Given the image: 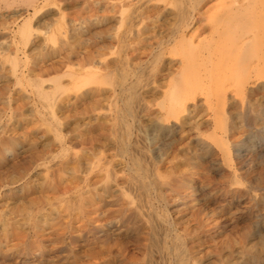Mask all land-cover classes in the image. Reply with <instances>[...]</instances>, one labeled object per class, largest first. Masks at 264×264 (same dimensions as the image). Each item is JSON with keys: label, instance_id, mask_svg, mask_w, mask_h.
Masks as SVG:
<instances>
[{"label": "bare ground", "instance_id": "6f19581e", "mask_svg": "<svg viewBox=\"0 0 264 264\" xmlns=\"http://www.w3.org/2000/svg\"><path fill=\"white\" fill-rule=\"evenodd\" d=\"M38 1L12 0V3L10 1L7 4V8L10 10L17 2H23L32 7V10H38ZM162 1L51 0L53 7L57 9L53 20H136V22L150 20L149 5ZM207 1L191 0V6L194 8L192 11L184 10L185 12L183 11L181 14L178 12L177 14L173 12L167 14L169 20L176 21L168 24L169 32L166 35L160 33L142 39L143 29L139 27L140 29L136 31L135 28L138 25L134 23L135 21L134 24L130 21L120 22V28L125 25L130 27L129 31L122 34L121 37L123 44L125 39L128 40L121 48V52H126L124 56L121 53L115 56L113 53L114 57L107 59L108 54L103 53L100 56L102 57L101 62H98L97 66L89 58L76 53L78 61L74 66L77 69L69 68V72L65 75L70 78L68 84L76 86L84 80L90 82L92 79L94 80L93 85H95V88L88 89L84 94L94 95L93 103L90 102L88 106L89 102H85L87 107L81 111L71 104L67 96L65 97L66 86L61 78L51 77L52 74L49 73L50 71L56 74L61 72L59 70L65 68L66 61L73 59L72 56L75 53L66 49L68 45L65 42L60 40L61 44H65L61 46L65 48L66 56L62 55L58 58L59 60L39 66L37 69L31 68L20 72L22 67L19 66L16 57L9 62L11 67L7 68V72L12 75L14 81L11 83L8 78L0 85V100L14 88L16 93L18 90L26 92L29 103L18 104L13 108L11 100H7L0 108L1 116L11 114L15 124L11 134L7 137H4L3 134H7L5 130L8 125L0 126V130L4 131V133L0 132V164L5 166V173H9V177L5 181V185L9 189L4 193L5 197L15 194L20 202V205L18 203L19 206L13 210L12 218L5 217L0 221V233L3 236L0 235V245H5V243L7 245L23 239H33L35 243L42 245L64 243L67 234L65 228L83 224L92 225L94 235L97 236L101 233L103 244L107 245L114 233L112 234L108 230L104 231L103 227L96 225L98 211L94 208L103 205L105 208L111 209L121 204V211L126 213L130 211L134 218H138L135 224H140L132 239L137 244L134 249L136 251L131 256L133 259L136 258L135 253L138 251L143 255L144 264H210L207 262L211 248L210 243L219 237L227 226L235 225L234 228L238 226L237 222L240 219L236 217L234 211L236 213L241 202L245 201L244 194H248L249 191L243 193L241 188V190L235 188L232 183L230 188H224L222 194L216 197L211 191L199 194L197 188L194 187L191 193L186 192L194 175L207 179L209 172L218 165L213 162L217 151H220L223 158L228 160L229 173L235 179L241 177L244 172L246 174L248 170H245L247 169L246 162L245 159L242 160L244 156L241 151L244 150V144L240 142L229 144L231 133H224L223 141L217 143L218 149L211 143L202 141L199 144L201 145V154L196 160L197 162L193 164L192 170L188 171L182 169L180 162L175 163L178 159V150L175 151L174 148L179 144V141H184L183 126L187 123L188 116L196 113L198 97L206 83L221 85L220 89L211 95L213 101L221 104L225 103L224 101L228 98L230 102H233L229 89L241 85L245 91L247 85L242 82L246 81L247 72L252 71L250 74L252 77L254 74H260L263 70L260 73L257 72L259 69L255 64L259 56L253 55L254 43L260 36L254 29V26L259 23L253 22L259 17L255 15L254 20H245L244 17L246 16L245 6L253 0H233L230 6L233 8L231 10H236L235 13L233 12L234 14L225 13L223 16L219 14L221 20H217L213 25H204L198 19L207 16L211 10L206 9L210 7ZM179 6L178 4L177 7ZM199 6H203V8L198 11ZM153 9L160 11L163 7L155 6ZM19 13L13 17L10 16L9 20L13 18L19 20L23 15ZM257 21L260 20L255 22ZM259 27L261 32L259 40L264 41V22ZM74 30L76 29L74 28ZM20 32L22 36H26L27 23L20 28ZM204 34H209L210 38L204 39L206 42L204 41L203 47L198 49L195 45L196 40L201 39ZM102 35L100 36L102 37ZM158 38L160 41L156 42ZM143 42H147L149 49L156 46L155 50L158 49L159 53L152 66L162 64L161 69L152 67L148 74H144L141 68L135 66L134 62L137 59L135 53L140 51ZM201 42L198 43L201 44ZM10 44L7 45L8 48H10ZM180 44H186L196 52V56L193 57V53L191 56L187 54L185 61L181 62L182 68L173 70L175 61L165 58V51L169 46L175 48ZM116 47L112 46L113 49ZM258 47L260 48V46ZM232 56L234 58L231 59ZM258 60L260 64L264 61L262 56ZM223 62L234 64L232 69L226 66L231 69L230 72L226 68L223 71L216 69ZM5 69L6 67L2 66V73ZM46 73L50 75L46 76ZM47 83L51 85H46ZM263 89L264 85L258 84L250 92ZM158 101L160 103H157ZM27 105H30L28 106L30 118L24 114V107ZM108 111L110 114L106 115L105 112ZM73 120H75V124L78 123L77 127L83 125L89 131L99 129V145L95 146L92 143L94 138L88 137V134L75 136L77 131L72 132L75 130L71 126ZM173 121L177 123V130L173 129V126H168ZM204 125L207 126V123ZM38 126L44 128L37 130ZM70 126L71 130L65 132V128ZM223 126H226L225 123ZM238 128L240 129V127ZM263 136L261 134L260 138L262 139ZM209 139L216 142L210 137ZM196 147L199 148L198 145ZM79 150L80 152H78ZM232 152L236 155L233 156ZM234 159L239 160L238 165L234 163ZM200 162H203L204 165L198 171ZM14 168H17L18 177L12 176L10 173V170ZM191 171L194 172L191 173ZM119 173L128 174V181L124 180L127 181L126 184L120 183ZM258 180H261L260 177ZM21 182L24 183L15 187ZM100 185L101 188H99ZM115 189H120L121 198L119 196L116 200H112ZM250 201L252 202V200ZM247 207L249 208V206ZM228 208L230 209L228 210ZM251 221L255 232L257 227L264 224V217L261 219L257 216ZM104 225L113 227L111 220ZM25 228L28 229L27 233L23 231ZM246 228L248 227L246 226ZM52 235L56 238L53 239ZM222 244L224 245V243ZM46 250L43 246L38 247L34 250L35 257L39 256L44 259ZM106 250L111 256L112 250ZM92 254L100 256L101 252L92 251ZM5 255L7 256V254ZM247 255L246 259L236 264H264V234L259 236L258 244L250 249Z\"/></svg>", "mask_w": 264, "mask_h": 264}, {"label": "rangeland", "instance_id": "374dc122", "mask_svg": "<svg viewBox=\"0 0 264 264\" xmlns=\"http://www.w3.org/2000/svg\"><path fill=\"white\" fill-rule=\"evenodd\" d=\"M7 1L0 0V3H2V4H0V8H1L0 9V85L3 82H5V80L8 78L10 79L11 83L14 81V78L12 77V75L8 74L7 68L9 69L11 67L9 62L14 60L15 57L17 58L19 66L22 67L20 72L22 70L27 71L31 68L37 69V68H39V66H42L45 64H50L54 61L59 60L58 58L62 55L66 56L67 55L65 52L66 50L61 45L67 44L68 47L66 49H69V51L75 53L73 56L71 55L73 57V59L66 61L65 68H60V70H59L61 72H58L56 74V73L50 71L49 73L52 74L51 77H54V78L60 77L61 78V81H63L64 85L66 86L64 89L66 91L65 97L67 96V99H69L71 101V104H73L75 108L77 107L76 109L77 110L79 109V111H81L83 108L87 107V105L89 106L90 102L93 103L92 99H94L95 96L94 95L87 96L84 94L86 93V91L88 89L95 88V85H93L94 80H92V79H90V82L84 80L76 86H71L68 84V82H70V78L65 76V75H67V73L69 72V68L71 70L77 69V67L74 66V64L77 65V61H78L76 59L77 58L76 53L81 54V56H84L86 58H89V60H92L93 62H95L96 65L98 62H101L102 57H100V56L103 53L108 54L107 59L114 57V56H112L113 53L115 54V56H117L119 53H121L124 56L126 54V52L125 53L121 52L122 51L121 48H123L125 46V44H126V42H128V40L125 39L126 41L123 44V42H121V37L123 36L122 34H125L127 31H129L130 27L128 25H125L124 27L120 28V22L126 23V22L130 21L132 24L136 23L138 26L135 28V30L138 31L140 28L143 29L142 32L144 35H143L142 39H144V38L148 37L149 35L155 36V35L160 34V33H163L164 35H166L169 32V25L171 24L170 22L174 23V21H176V20H169V17L167 14H170L171 12L176 13V14L178 12V14L179 13L181 14L184 10L185 11L187 10L188 12H190L194 9L191 6L192 5L190 3L191 0H176V1H174V0H163L162 2H154L153 4L149 5L150 9L148 12V16H149L150 20H138L137 22H136V20H134L135 22L133 20H82V21L81 20H53V17L55 15V13L57 12V9L55 7H53L51 0H39L38 4H37V6H39L38 10H35V9L32 10L33 9L32 7H29L27 3H23V2L22 3L17 2L9 10L7 8V4L10 3V1L12 3V0H9L8 2ZM172 1H174V2L172 3ZM207 2H208V5L210 7L206 8V9L207 10L211 9V10H209V13L207 15L208 18H205V17H207V16H205V17L198 19L199 22L200 21L203 22L204 25L205 24L206 25L207 24L213 25L215 22H217V20H221V16H223L225 13H228L230 15V13L234 14L235 13L234 11H236V10H231L232 6H230V5L232 4L233 0H219V1L218 0H208ZM256 2H259V3H256ZM177 3L180 5L179 6L180 9H179V7H177V5H178ZM250 3H247L248 6L250 5L249 7L247 5L245 6V15L246 16H244V17H245V20H254L255 15H257L259 17V18L257 17L258 19H256V20H260V21L255 22L256 20H254L253 23H259L258 25L256 24L257 26L255 25L257 29L255 28V26H254V29H255V32L260 34L259 39H261V32H260L259 26L263 25V22H264V0H259V1L253 0ZM4 4H6V5H4ZM253 4H254V6H253ZM225 5H227L228 7ZM155 6L163 7V9L160 11L159 10L155 11L153 9V7H155ZM198 8H199L198 11L202 10L203 6H199ZM229 9H230V12H228ZM246 11H247V13H246ZM17 13L23 14L19 20H15L14 18L9 20L10 16L13 17ZM198 20H196V21H198ZM25 23H27V25H28V32L25 34L26 36L24 37V36H22V34L20 32V28ZM70 23H72V24H70ZM165 25H168V26H165ZM74 28L76 30H74ZM101 31H102V33H101ZM118 31L121 32V35H120V32H118ZM123 31H125V32H123ZM100 35H102V37ZM116 36H118V37H116ZM66 37H68V38H66ZM54 38H55V40H54ZM209 38H210L209 34H204V36L201 37L202 40L201 39L196 40L195 45H197L198 49H201L203 47V45H202L203 42L206 39L208 40ZM48 39H49V41H48ZM259 39L254 43L255 49L253 51V55L259 56L258 59L262 56V58L264 60V49H263L264 48V41L259 40ZM13 40H15V41H13ZM60 40H62L61 42H65V44H61ZM8 41H9V43H8ZM12 41L15 43L13 44ZM118 41H119V43H118ZM158 41H160L159 38L156 40V42H158ZM199 41H202L201 44L198 43ZM4 42H5V44H4ZM116 42H117V44H116ZM6 43H8V44H6ZM9 44L11 45L10 48H8ZM57 44H58V46H57ZM112 46H114V47L117 46V47L115 49H113ZM141 46H142V49H141ZM141 46L139 49L140 51L135 53L136 58H137L136 61L134 62L135 66L141 68L144 74H148V71L151 70L152 67L157 68V69H161L162 64H159L160 66L159 65H157L155 67L152 66V63L154 62L156 55L159 53L158 49L155 50L156 46H154L153 49H149V45L147 44V42H143L141 44ZM258 46H260V48ZM11 47H13V48H11ZM11 49L15 50V51H12ZM57 50L59 51V53ZM3 51H5L7 53L5 54V52H3ZM78 52H80V53H78ZM64 53H65V55H64ZM165 53H166L165 58H167V59L170 58V59H173L175 61V64L173 65V70H180L182 68L181 67V66H183L182 63L185 61V57L187 56V54L189 56H191L193 53V57L196 56V52L192 51L190 49V47L186 46V44H180L179 46H176L175 48L173 46H169V48L165 51ZM28 54H29V56H28ZM154 54H155V56H154ZM12 56H13V58H12ZM91 56H93V57H91ZM234 56H232L231 59L234 58ZM34 58H35V60H34ZM258 59H256L257 63L255 64V66L259 69L257 71L258 73H260L263 70L260 73L262 75L254 74L251 77L250 74H252V71H248L246 74V81L242 82V84L245 83V85H247V88L245 91L242 89L241 85L240 86L238 85L236 88L231 87L232 89L231 88L229 89V94L231 93L232 98H233V102H230L228 100V98L227 99L225 98L226 99V101H224L225 103H221V104H218L216 101H213V99H212L213 97L211 95L215 94L220 89L221 85L220 84H212L210 82L206 83V86L203 87V89L201 90V93L198 97V104H197L198 109H197L196 113H193L192 115L188 116V120L186 121L187 123L183 126V130L185 131L184 141L183 142L179 141V144H177L175 146V148L173 147L175 151L178 150V152H177L178 159H177V161H175V163L180 162L182 165V169L184 171H188L189 169L192 170L193 164L195 162H197L196 160H198V158L201 154V145H199V144L202 141H207V142L211 143V145H213V147H216L218 149L217 143H219L220 141H223L222 137H223L224 133H228V134L231 133L230 134L231 137L229 139L230 143L228 142L229 144L233 145V144L239 143V142L244 144V147H243L244 150H241V151H242V156L245 157V158L244 157L242 158V160L245 159L244 161L246 162V168L247 169H245V170L246 171L248 170L246 172V174L244 172L241 177L235 179L229 173L230 170L228 167V165H229L228 160H225L223 158V156L221 155V153H219L220 151H217L218 153H216L215 156L213 157V162L216 165L217 164L218 165L216 167H214L211 172H209L208 176L206 177L207 179H204L203 177L198 176V175H194L193 181L188 185L189 189L186 192V193H191V190L194 187V188H197L199 194L201 192L203 193V192H210L211 191V192H213V194L216 197V196H220L222 194L221 192L223 191L224 188H230L232 183L234 184L233 186L235 188H238L239 190L242 189L243 193L246 192L247 190L249 191L248 194H246V193H245L246 195L244 194L245 201L241 202L240 207H238L236 209V213L234 211V214L236 215V217L240 219V221L237 222L238 226L236 225L237 226L236 228H234L235 225L234 226H227L224 229V232H223L224 235L222 233L219 237H216V239H215L216 241L213 240L210 243V247L213 249V250L211 248L209 249L210 254L208 256L207 262L210 264H224V263L225 264H236L239 261L246 259L248 256L247 255L248 251L258 244L259 236L264 234V224H261L259 227H257L255 232L253 231V227L251 226L252 225L251 220L254 219V217L258 216L261 219L264 217V181H263L264 180V140H263L264 136L262 139L260 138L261 134L264 135L263 134L264 133V120H263V118H264V110H263L264 109V102H263L264 101V89L263 90H256L253 93L250 92L251 89L256 88V85H258V84L264 85V61H262L260 64V61ZM20 60H21V62H20ZM258 61H259V63H258ZM25 64H27V65H25ZM233 65H232V63L226 64L223 62L220 66H217L216 69L218 71H223L226 68V66L228 68L232 69ZM2 66L6 67L4 73H2V70H1ZM25 66L28 68H26ZM147 66H148V68H147ZM67 68H68V70H66ZM228 68H226V70L230 72L231 69H228ZM92 70H95V69H92ZM49 73H46L45 75L47 76V74H49ZM46 78L49 79L48 77H46ZM247 81H248V83H247ZM250 84H252V85H250ZM46 85L50 86L51 84L47 83ZM209 85H211V86H209ZM235 91H236V94H235ZM16 92L17 91L13 88V91H11L7 96H5L2 100H0V108L3 104V102L7 101V100H11L13 108H15L18 104L19 105H21V104L26 105L27 103H29V101L27 99L28 94H26V92L22 91L23 92L22 93V92H19V90H18V93H16ZM245 95H247V96H245ZM206 99L208 100L207 102H206ZM239 100H240V102H239ZM85 102H89V103L86 105ZM157 103H160V101H158ZM28 106H30V105H27L24 107V114L30 118V110H29ZM225 112H227V113H225ZM105 113H106V115L110 114L109 111L105 112ZM10 115L11 114L8 113L7 115H4V117H3V116H1V110H0V126H2L3 124L8 125L7 129L5 130V132L7 134H5V135L3 134L4 137H7L11 134L10 132H12V129L14 128V125H15L14 120L11 118ZM195 115H197V116H195ZM210 115H212V116H210ZM1 117H3V118H1ZM228 118H230V119H228ZM234 119H236V120H234ZM220 120L223 124L220 122ZM204 123H207V126H205ZM224 123L226 126H223ZM77 125H78V123L75 124V120H73L71 126L75 130L72 132L77 131L75 133V136H77L78 134H85V135L88 134V137L94 138V139H92V141H93L92 143H94L95 146L99 145V141H98L99 133H100L99 129L89 131V129L84 127L83 125H80L79 127H77ZM71 126L66 127L65 132H67V131L69 132V130H71L70 129ZM168 126H170V127L173 126V129L175 128V130H177L176 128H178L177 123H175L174 121L171 122L170 124H168ZM228 126H232V127L228 128ZM238 127H240V129ZM43 128H44L43 126L42 127L41 126L36 127L37 130H41ZM215 130H216V132H215ZM229 131H231V132H229ZM0 132L4 133V131H2V130H0ZM209 137L212 138L213 140H216V142L211 141L209 139ZM259 139H261V140H259ZM253 143H255V144H253ZM196 145H198L199 148L196 147ZM19 149H20V147L18 148V150ZM75 151H77V150H75ZM78 152H80V150ZM232 154H233V152H232ZM235 155H236V153L233 154V156H235ZM233 161L236 165H238L237 163H239V160L234 159ZM224 164H225V166H224ZM203 165H204L203 162H200V164H199L200 169L198 171L201 170ZM14 169H12L13 171L10 170L11 171L10 173L12 176L18 177V175L16 174L18 172L17 168H14ZM5 170H6L5 166H3V165L1 166V164H0V176L2 175V177H0V221L2 219H5V217L12 218L13 210L17 206L20 205V202H18V200H17L18 197L16 198L15 194H11L8 197H5L4 192L9 189L5 185L6 184L5 181L9 177V173H5L6 172ZM14 171H16V172L14 173ZM195 171H197V169H195ZM221 171H223V172H221ZM193 172L194 171H191V173H193ZM12 173H14V174H12ZM118 177L121 180L120 183L124 182L125 184L129 179V176L127 173H119ZM259 177L261 179L260 181L258 180ZM124 180H127V181H124ZM237 182H239V183H237ZM23 183L21 182L15 187H18L19 185H21ZM101 187L102 186L100 185L99 188H101ZM119 190L120 189L114 190V192H113L114 195H113L112 200H116L117 198H119V196L121 198V195H120L121 193L119 192ZM250 200H252V202ZM18 203H19V205H18ZM133 203H134V201H133ZM244 205H245V207H244ZM247 206H249V208ZM121 207H122V205L119 204L118 206H115V208H111V209H109V208L107 209L103 205H98L94 208L95 210L98 211V214H97L98 216L96 217V221H97L96 225L99 227H103L104 231L108 230V231H111L112 234L114 233L113 236L111 237V239L109 240L108 244H107L109 248L107 247V245L103 244V241H102L103 238H102L101 233L99 235L95 236L94 232H93L92 225L83 224L81 226L78 225L76 227L73 226V227L65 228L67 234H66V240L64 241V243L63 242L59 243V244L58 243H52L54 245H52L51 243H47L46 245H42V244L35 243L33 241V239H30V240L23 239L20 241H16L17 243L16 242L8 243L7 245L4 242L5 245H0V264H144V258L140 252L137 251L135 253V255H136L135 259H133V257H131L134 255V252L136 251L134 249L137 246V244L135 242H133L132 239L135 236V234L139 228V225H140L139 223L135 224V222L138 221V218H134L131 215L132 213H130V211H127V213L125 211H124L125 213L122 212ZM229 209L230 208H228V210ZM8 215H10V216H8ZM226 216H228V214H226ZM106 219H108V220H106ZM115 219H117V220L113 222V220H115ZM110 220L113 223L112 228L104 225V224H106V222H109ZM246 226L248 228H246ZM231 228L234 230H232ZM70 229H71V231H70ZM23 231L27 233L28 229L25 228ZM235 231H237V232H235ZM254 233H256V234H254ZM0 235H1V233H0ZM1 237H3V236L1 235ZM52 238L55 239L56 237L52 235ZM219 238H221V239H219ZM23 242H25V243H23ZM222 243H224V245ZM40 246H43L45 250L47 249L46 254L44 256V259H41L39 256H37L38 258L35 257L34 250H36ZM25 249H27V250H25ZM60 249L62 252L60 251ZM106 249L112 250L111 256L109 255V253L107 252ZM92 251L93 252H101V255L100 256H93ZM32 253H33V255H32ZM5 254H7V256Z\"/></svg>", "mask_w": 264, "mask_h": 264}]
</instances>
